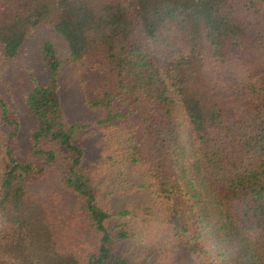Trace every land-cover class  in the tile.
Listing matches in <instances>:
<instances>
[{
    "label": "trees",
    "instance_id": "obj_1",
    "mask_svg": "<svg viewBox=\"0 0 264 264\" xmlns=\"http://www.w3.org/2000/svg\"><path fill=\"white\" fill-rule=\"evenodd\" d=\"M235 1L0 0L3 59H16L27 36L46 25L64 38L71 61L104 69L111 78L110 88L86 102L98 117L69 122L61 61L54 43L43 42L51 77L26 96L36 122L28 149L19 143L17 111L0 94V264L111 262L115 244L129 233L125 224L109 228L114 213L99 202L80 140L92 128L121 125L128 127L130 163L166 207L176 236L197 264H224L213 237L234 240L241 264H264V41L249 42L250 23L234 17ZM250 51L260 55L243 61L242 53ZM230 88L232 105L221 96ZM179 113L212 213L199 193L187 190L177 168L184 150ZM51 171L76 197L68 217L61 214V202L50 204L33 190Z\"/></svg>",
    "mask_w": 264,
    "mask_h": 264
},
{
    "label": "rangeland",
    "instance_id": "obj_2",
    "mask_svg": "<svg viewBox=\"0 0 264 264\" xmlns=\"http://www.w3.org/2000/svg\"><path fill=\"white\" fill-rule=\"evenodd\" d=\"M233 4L236 8L234 17L250 23L249 42L255 44L260 40L264 41L263 3L258 0H236ZM137 25L144 43L150 45L141 23L137 21ZM45 41L54 43L61 61L60 91L64 113L69 122L94 121L98 112L86 102L100 91L110 88L111 84V78L104 69H91L87 64L71 61L64 38L46 25L37 26L27 36L16 59H3L0 52V94L7 98L21 120L19 143L24 149L30 147V134L36 123L27 106L26 96L36 85L45 84L51 77V71L42 57V44ZM150 48L154 50L152 45ZM259 55L260 52L250 51L242 53L240 58L245 62H252ZM232 70L228 71L230 79L235 76ZM233 94L234 88L221 92V96H226L225 100L230 105L234 100ZM228 111L232 113L231 108ZM179 122L184 150L177 159V168L181 171L187 190L192 195L199 193L204 209L212 213L213 206L196 169L197 156L181 113ZM127 132L128 127L125 125L112 129L92 128L80 140L92 167L99 202L114 213L109 220V228L115 230L119 225L125 224L129 233L126 239L115 244L113 259L109 264H122L117 258H122L129 264H197L176 236L168 221L166 207L157 201L148 180L130 163L129 148L126 146ZM3 137L0 129V153ZM33 190L50 204L57 200L61 202L63 217H68L74 208L75 195L62 187L58 175L53 171L36 182ZM121 212L127 213L122 215ZM210 222H216L215 215L210 218ZM2 227L0 215V231ZM210 241L213 244L219 242L224 264H241L239 248L234 240L218 238L214 241L213 237Z\"/></svg>",
    "mask_w": 264,
    "mask_h": 264
}]
</instances>
